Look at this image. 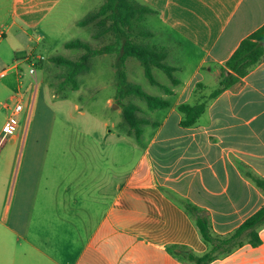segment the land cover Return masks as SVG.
Returning a JSON list of instances; mask_svg holds the SVG:
<instances>
[{
  "label": "crops",
  "instance_id": "crops-1",
  "mask_svg": "<svg viewBox=\"0 0 264 264\" xmlns=\"http://www.w3.org/2000/svg\"><path fill=\"white\" fill-rule=\"evenodd\" d=\"M134 1L155 11L146 21L157 30L153 45L170 48L180 84L169 81L172 93L159 95L170 107L151 111L158 124L146 126L140 141L124 129L139 155L117 179L111 122L67 101L66 91L42 100L39 85L26 89L18 128L3 142L11 113L4 118L2 109L10 110L0 103V264H185L169 245L207 251L187 203L203 211L219 236L264 206V192L249 175L264 179V61L208 99L218 89L209 82L219 86L226 62L264 25V0ZM72 2L12 0L8 31L24 40L26 63L50 36L42 25ZM20 83L0 95L11 97ZM204 101L197 123L183 126L179 106ZM259 236L258 247L245 238L212 264H264V226Z\"/></svg>",
  "mask_w": 264,
  "mask_h": 264
},
{
  "label": "trees",
  "instance_id": "trees-1",
  "mask_svg": "<svg viewBox=\"0 0 264 264\" xmlns=\"http://www.w3.org/2000/svg\"><path fill=\"white\" fill-rule=\"evenodd\" d=\"M153 13H155L153 9L134 0H105L98 9L79 20L77 25L87 27L94 24L96 31L93 38L100 39L112 35L113 41L101 47H94L83 40H72L65 43V49L84 50V54L76 59L64 55H56L51 58L54 65L64 69L57 76L59 80L57 88L77 91L80 88L79 78L91 70L90 60L93 57L116 53L114 101L122 110L129 126V133L134 135L138 141H140L146 126L158 123L143 115L145 114L144 109L135 102V99L144 103L149 111L167 109L170 107V102L160 96L147 93L139 85L129 81L125 71L127 59L133 57L139 60L149 82L167 94H171L172 90L156 80L153 74L154 69L163 71L173 86L180 84L175 75L177 69L168 64L170 48L152 45L149 42L154 37V32L147 26L146 19ZM263 61L264 25L241 42L238 49L226 62L225 68L221 70L219 88L213 91L208 99L212 100L225 90L239 84L255 66ZM206 107L207 101L180 105L178 109L183 115L182 125L186 127L195 125L205 112ZM249 175L264 192V179L254 174ZM185 209L193 216L201 240L207 246V251L199 254L184 245H169L167 248L169 254L185 264H212L242 246L245 238L253 247H258L262 243L259 229L264 226V206L227 236L213 233L208 217L203 214L200 208L187 203Z\"/></svg>",
  "mask_w": 264,
  "mask_h": 264
},
{
  "label": "rangeland",
  "instance_id": "rangeland-1",
  "mask_svg": "<svg viewBox=\"0 0 264 264\" xmlns=\"http://www.w3.org/2000/svg\"><path fill=\"white\" fill-rule=\"evenodd\" d=\"M104 1L105 0H73L72 3H68L69 6L65 5L55 11L53 16L41 27L42 31L48 30L50 36L45 42H42L41 46L37 47L34 52V57H31L28 62L29 64L31 62L36 63V73L31 75V67L24 61L27 53V51L24 50L26 46L24 40H22V38L16 40L13 33L9 34L8 31L11 21L10 6L12 0H0V33L5 32L9 34L8 38H5V40L0 36V72L9 69L8 74L0 78V91L6 92V88L9 90L12 86H18L19 80L21 82V89L16 92H10L9 94L11 97L5 98V95H0V103L5 105V107L7 105L12 106L14 104V98L21 97L24 91L33 84L39 85L41 90L40 94L43 95L42 100H44V97L48 99L53 91L57 92L59 98L62 93L66 91L64 93L67 95V101L80 102L88 115L97 116L101 120L111 122V174H113V170L115 169L120 173L117 174V179H119L121 174H128L131 172L133 167L137 164L138 159L136 155L139 154L135 151L137 142L134 136L129 137L126 134H122L124 129L128 128V125L123 113L119 110L121 108L114 101V96L116 94L115 63L117 62V54L111 53L96 56L90 60L91 70L79 78L81 86L79 94L73 92L71 89L59 90L57 88L59 83L57 76L64 71V69L62 67H57L51 62V58L56 55H64L76 59L84 54V50L65 49L63 46L65 42L67 43L79 39L89 42L94 47H101L113 41L114 38L112 35L100 39L93 38V34L96 31L94 24L87 27H79L75 21V19L78 21L83 19L88 13L98 9ZM153 32L155 37L157 30H153ZM36 38H38L37 33L35 35V39ZM153 38L149 41L152 45L156 41ZM24 39L26 38L24 37ZM51 47H53L54 50L53 48L51 50ZM41 56L44 57V60L42 62H37V58ZM16 63H20V69L12 67ZM168 64H170L169 61ZM125 71L128 80L139 85L147 93L153 96H159L161 94V89L157 86H153L146 78L144 68L136 58L132 57L127 59ZM189 73L190 72H182L183 75ZM153 74L159 83L166 86L169 84L170 80L168 76L160 69H154ZM18 75H20L19 80ZM175 75L177 77V72ZM216 88H219L218 84L211 80V82H209V89L213 90ZM59 98L56 99V101H60L61 99ZM110 98L111 107L107 105ZM135 102L142 106L145 115L151 119L150 116H152V112L147 109L146 105L138 99H135ZM1 113L4 118H6L7 114L11 113V110L2 109Z\"/></svg>",
  "mask_w": 264,
  "mask_h": 264
},
{
  "label": "built area",
  "instance_id": "built-area-1",
  "mask_svg": "<svg viewBox=\"0 0 264 264\" xmlns=\"http://www.w3.org/2000/svg\"><path fill=\"white\" fill-rule=\"evenodd\" d=\"M44 60V57H38L37 62H42ZM30 74L34 75L36 73V68L35 65L36 63L31 62L30 64ZM8 74V70H4L0 72V78L5 77ZM22 97V96H21ZM21 97L19 98H14V104L12 106L7 105L6 107L11 110V116H10V121H9V126L8 128L3 132L1 136V141H5L9 138H11L12 134L17 130L18 124L16 122V118L21 114L23 111V103L21 100Z\"/></svg>",
  "mask_w": 264,
  "mask_h": 264
},
{
  "label": "water",
  "instance_id": "water-1",
  "mask_svg": "<svg viewBox=\"0 0 264 264\" xmlns=\"http://www.w3.org/2000/svg\"><path fill=\"white\" fill-rule=\"evenodd\" d=\"M117 107V106H116Z\"/></svg>",
  "mask_w": 264,
  "mask_h": 264
}]
</instances>
